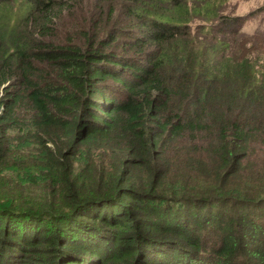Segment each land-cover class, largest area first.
<instances>
[{
    "label": "trees",
    "instance_id": "obj_1",
    "mask_svg": "<svg viewBox=\"0 0 264 264\" xmlns=\"http://www.w3.org/2000/svg\"><path fill=\"white\" fill-rule=\"evenodd\" d=\"M215 1L0 0V264H264V49Z\"/></svg>",
    "mask_w": 264,
    "mask_h": 264
},
{
    "label": "rangeland",
    "instance_id": "obj_2",
    "mask_svg": "<svg viewBox=\"0 0 264 264\" xmlns=\"http://www.w3.org/2000/svg\"><path fill=\"white\" fill-rule=\"evenodd\" d=\"M215 2L221 14L229 16L243 15L245 20L241 28L242 36H249L251 38L248 44H252L254 50L264 49V0H216ZM68 18L67 15L66 17L64 16L62 21L57 24L56 31L59 36H67L68 31L63 24L68 21ZM213 19L212 24H216L218 19ZM203 22L199 18L192 21L194 25ZM208 23L210 22L208 21ZM256 52L253 53L254 56H256Z\"/></svg>",
    "mask_w": 264,
    "mask_h": 264
}]
</instances>
